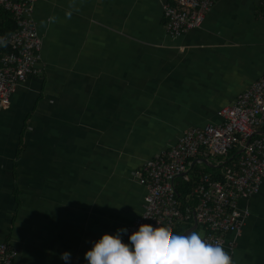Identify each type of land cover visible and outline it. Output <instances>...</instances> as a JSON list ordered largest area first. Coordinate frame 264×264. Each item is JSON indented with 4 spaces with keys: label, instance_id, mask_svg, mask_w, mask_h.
Masks as SVG:
<instances>
[{
    "label": "crops",
    "instance_id": "1",
    "mask_svg": "<svg viewBox=\"0 0 264 264\" xmlns=\"http://www.w3.org/2000/svg\"><path fill=\"white\" fill-rule=\"evenodd\" d=\"M263 15L264 0H215L173 36L161 0H36L42 74L0 104V243L13 264H82L92 240L140 216L142 163L221 121L264 74ZM240 203L250 213L224 249L235 241L233 264H264V180Z\"/></svg>",
    "mask_w": 264,
    "mask_h": 264
},
{
    "label": "built area",
    "instance_id": "2",
    "mask_svg": "<svg viewBox=\"0 0 264 264\" xmlns=\"http://www.w3.org/2000/svg\"><path fill=\"white\" fill-rule=\"evenodd\" d=\"M167 30L173 36L202 25L206 11L215 0H161ZM36 0H0L17 27L0 32V46L9 50L0 56V104L8 106L17 85L29 75L42 74L39 65L43 45L34 19ZM264 16V15H263ZM221 121L195 125L184 130L176 142L158 156L145 160L137 170L138 180L147 186L143 211L127 228L156 220L174 228L197 220L209 242L225 245L229 233L241 235L250 210L241 200L257 193L264 180V74L236 99L218 110ZM248 141V142H247ZM233 148L239 150L235 165H225ZM238 150V151H239ZM216 159L222 164L223 177L202 174L191 194L181 200L177 185L190 180L194 163ZM145 216V217H142ZM127 238L126 235L124 237ZM231 259L235 241L229 243ZM16 250L8 242L0 243V264H13Z\"/></svg>",
    "mask_w": 264,
    "mask_h": 264
},
{
    "label": "clouds",
    "instance_id": "3",
    "mask_svg": "<svg viewBox=\"0 0 264 264\" xmlns=\"http://www.w3.org/2000/svg\"><path fill=\"white\" fill-rule=\"evenodd\" d=\"M83 255L82 264H233L221 243L209 242L195 230L174 232L157 220L131 231L126 226L105 231ZM70 257L68 250L60 253L65 262Z\"/></svg>",
    "mask_w": 264,
    "mask_h": 264
},
{
    "label": "trees",
    "instance_id": "4",
    "mask_svg": "<svg viewBox=\"0 0 264 264\" xmlns=\"http://www.w3.org/2000/svg\"><path fill=\"white\" fill-rule=\"evenodd\" d=\"M16 27H17V23L13 15L9 11L0 7V32L10 33L13 30H15ZM7 50H9L8 45L0 46V56H1V53ZM238 150H239L238 148H233L231 150V152L228 154L224 162L225 165H230V166L235 165L236 160L239 156ZM205 165H206V168L205 167L202 168L197 163H194L189 171L191 175V179L190 180L182 179L181 181H179L177 185V192L181 200H185L191 194L193 187L200 180L202 174H205V173L210 174L213 178H216V179H220L223 177L222 164L218 166L219 168L215 166H210L207 164ZM193 224H194V221L192 220L189 222L181 223L177 225L173 231L174 232H184L186 229L190 228ZM200 225L201 224H198L196 228H198Z\"/></svg>",
    "mask_w": 264,
    "mask_h": 264
},
{
    "label": "water",
    "instance_id": "5",
    "mask_svg": "<svg viewBox=\"0 0 264 264\" xmlns=\"http://www.w3.org/2000/svg\"><path fill=\"white\" fill-rule=\"evenodd\" d=\"M248 142V141H247ZM244 149H241V150H239L238 152H242ZM203 161L206 163V164H212L211 163V160H209V159H206V158H204L203 159ZM198 226V222H197V220H194V224L190 227V228H188V229H186L185 231H191V230H194V229H196V227ZM184 231V232H185Z\"/></svg>",
    "mask_w": 264,
    "mask_h": 264
},
{
    "label": "rangeland",
    "instance_id": "6",
    "mask_svg": "<svg viewBox=\"0 0 264 264\" xmlns=\"http://www.w3.org/2000/svg\"><path fill=\"white\" fill-rule=\"evenodd\" d=\"M198 165L201 166V167H205L206 168V165L204 163H198ZM195 231L200 232L202 235L204 234V228L201 225L198 228H196Z\"/></svg>",
    "mask_w": 264,
    "mask_h": 264
}]
</instances>
